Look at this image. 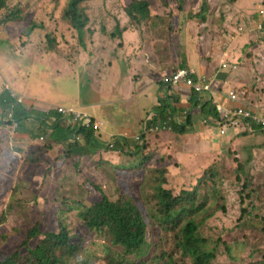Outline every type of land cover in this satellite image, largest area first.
Segmentation results:
<instances>
[{
    "label": "rangeland",
    "instance_id": "rangeland-1",
    "mask_svg": "<svg viewBox=\"0 0 264 264\" xmlns=\"http://www.w3.org/2000/svg\"><path fill=\"white\" fill-rule=\"evenodd\" d=\"M9 1L12 4L21 2L23 6L27 4V10L22 20L3 24H1V19L5 14L0 13V41H2L0 44V74L10 87L8 88L16 95H19L17 92L22 88L21 95L43 103L49 102L48 99H50L51 104L54 106H67L71 105L69 101L72 100L79 102V100L88 101L93 99V96H97V98L113 96L111 88L113 83H117V77H111L106 82L99 80L97 82L99 89L96 86L93 87L94 79H96H93V68H96L97 65V62H93V54L99 55L100 44L107 47L110 52L121 50V53L126 54L127 56L124 55L125 59L120 58L121 61L131 59V61L146 63V65L147 63H155V66L151 65L147 69L148 74L155 73L157 70L163 73L168 71L167 68H170L172 72L175 71L178 69V65L182 63L178 59L187 52H190L188 53L190 66H193L194 71L197 73L200 66L196 65L198 63L196 55L199 56V62L208 58L210 66L213 65L214 58H218L220 55L226 61L231 59V61L236 62L237 60L244 71L251 72L250 65H254L257 76L264 73V41L252 38L257 35L253 30L256 24H248L245 21L247 18L252 20L254 15L258 16L260 11L264 10V6L260 5V0H237L233 6L222 0H206L208 22L205 26L197 25L186 16L189 11L192 13L199 11L201 0H184L183 12H177L175 0H144L149 4L150 15L153 17L151 25L146 27H131L129 25L123 8L131 0H86L84 8L89 21L86 28L91 34H86L85 49H80L77 46L75 33L60 22L61 8L59 6L64 0ZM48 4L50 12L47 11L48 8L46 7ZM171 18L172 24L169 21ZM244 18L245 20L239 24L238 22ZM219 19H221V23ZM32 21L36 24L43 23L45 25V29L41 30L40 35H50L51 38L55 36L59 42L58 46H62L61 49L52 50L45 54L44 63L36 59V55H31L28 52L30 50V52L37 53L34 47L35 44L36 46H42L44 50L47 46L46 39L44 41L45 36L40 37L41 43L37 44L39 42L37 30L30 33L26 30ZM117 22L120 27V35L118 31L114 32ZM210 23L216 25H210ZM239 27H243L242 30H238ZM100 29H104L103 34ZM99 41L104 42L99 43ZM253 41L254 43L256 41V43H252ZM252 47L253 49L250 50ZM242 49L245 50L242 51ZM194 51L197 52L195 56ZM97 58L99 59V57ZM257 59L261 61L260 65H255ZM208 60H205V63ZM217 63L219 64V62ZM184 64L186 63L180 66H184ZM233 66L237 68L235 64H231L227 71L226 69H220L225 74L216 77V79L214 78L213 82L217 79L219 81L227 79L236 70ZM117 67L120 68L121 66ZM137 69L138 65H136L135 71ZM198 74V77L206 75L203 73ZM259 78L258 82L264 81V76ZM122 81L125 84V78ZM209 81L206 82L205 86L208 85ZM250 84L251 81L246 78V82L242 85L249 86ZM236 87L233 86L232 88L235 89ZM158 88L159 95L164 98L161 83ZM239 88H243V86ZM6 93H9V91L4 89L2 85L0 87V99H7ZM143 102L147 104V102ZM178 103L180 110L178 112H183L189 107L186 100L182 98H179ZM66 108L76 109L74 106ZM5 113H7L5 110L1 111L2 115ZM189 114L191 126L188 127L189 130L186 135L175 136L168 126L162 129L160 122L158 131L147 138L148 149L144 153L150 150L151 161L141 170L143 173L140 174L137 182L146 180L147 169L159 166L156 159L160 155L169 158L166 161L167 171L165 176L169 184H172L171 186L185 184L188 188H192L196 185L197 178L205 168L210 165L215 166L222 177L218 190L225 199V212L224 214L218 213L214 218H211L207 222L208 228L205 231L209 233L210 238L216 239L219 237L227 245L232 242L237 244L245 242L244 252L240 257H244L249 252L250 243L255 244L256 262L264 254V240L261 239L262 237L255 234L253 237L255 241L252 242L250 239L244 241L243 235L249 237L250 234L233 229L234 221L239 215L237 198L239 185L234 181L235 176L238 174L235 160L243 163L247 158H250L248 164L243 166L246 173L242 172L241 174L243 178L247 176L249 182L255 185L254 189L258 191L259 196L256 212L264 216V133H256L245 141L229 138V134L226 136V131L220 134L217 125L212 127H207V124L206 126L203 125L198 109H193L192 105H190ZM92 117L99 120L97 116L92 115ZM184 120L182 118L179 121L183 123ZM170 135H172V138L168 137ZM138 136L139 133L133 139ZM102 138L106 139V136L102 135ZM155 139L156 143L151 147L150 145L154 143ZM128 143L130 146L132 143L134 144L132 141ZM107 156L113 163L118 159L115 160L111 155ZM86 158L87 156L84 157V160ZM119 160L122 164L132 163L131 159L129 160L124 155ZM96 165L93 162L84 163L82 168L79 169L80 173L74 172L71 177L66 175V178L61 181L53 177L50 185L45 188L44 194L39 196L36 192L39 179H36L34 175H29L28 181L26 178L21 177L28 169L22 166L20 162L16 163L15 174L10 177L11 186L13 187V190H11L13 196L9 203L11 207L6 209L7 222L0 226V236L7 233L10 235L0 247V258L11 254L22 243L25 232L31 229L32 226L37 225L41 234L54 231L56 229L55 222L58 218L55 215H57V209L61 207L63 198L77 200L85 205L98 201V194L92 193L86 182L92 186L98 185L106 196L113 198L116 182H110L111 178H109L108 183L104 182L100 170L94 168ZM108 165L111 166V164ZM119 167L121 166L112 168ZM42 173L43 170L35 171L36 175ZM58 176H61V174ZM209 186L211 187V184L206 183L205 189ZM146 190L151 192L150 187H147ZM208 190L210 191V188ZM203 191L206 193L205 190ZM6 202H8V199ZM220 202L218 200L216 204L218 205ZM64 220L67 223L72 241L80 245V250L69 264H97L96 261L91 263L87 255L89 253L96 254L98 255L97 259H100L104 254L103 240L88 232L76 218L75 212L68 213ZM157 240L161 244L167 242L160 236ZM37 242L31 240L29 247H34ZM25 254V249H22L21 255ZM218 255L219 261L224 264L221 249H219Z\"/></svg>",
    "mask_w": 264,
    "mask_h": 264
},
{
    "label": "trees",
    "instance_id": "trees-1",
    "mask_svg": "<svg viewBox=\"0 0 264 264\" xmlns=\"http://www.w3.org/2000/svg\"><path fill=\"white\" fill-rule=\"evenodd\" d=\"M175 1L177 12H183L184 0ZM222 1L230 6L237 2V0ZM85 2L86 0H64L59 6L61 8L60 22L75 33L76 43L80 49H85L86 34H91L86 28L89 21L84 8ZM260 2V5L264 6V0H260ZM46 7L48 8L46 10L49 11V4ZM26 10L27 4L23 6L21 2L12 4L9 0H0V13L5 14L1 19V24L22 20ZM123 12L131 27H146L152 23L153 17L150 15L149 4L144 0H131L123 8ZM186 14L189 20H193L199 26H205L208 22L206 0H201L198 12L192 13L189 11ZM243 20L245 18L238 23L240 24ZM169 21L172 24V18ZM245 21L248 24L255 23L257 25V23H260L263 26L262 34H264V10L260 11V15H254L252 20L247 18ZM219 22L221 23V19H219ZM210 25L216 24L210 23ZM119 28L117 22L114 32L118 31L120 35ZM43 29H45L43 23L36 24L33 21L26 28L29 33L37 30L39 39L37 44L41 42L40 37L45 36L44 41L46 39L47 42L45 51L50 52L56 47L57 40L54 35L53 38L50 35H40ZM172 29L174 30L173 27ZM253 30L255 31V27ZM100 32L103 34L104 29H100ZM252 38L255 40L256 37ZM256 39L264 41V35ZM244 50L242 49V51ZM252 88H254V85L251 83L249 86L245 85L243 88L238 89L242 100L249 101V92ZM4 89L6 88L4 87ZM6 94L7 99H0V226L7 222L6 209L11 207L9 203L13 196L11 194L13 187L11 186L10 177L15 174L16 163H18L14 155L18 148L14 144L16 141L11 140V131L16 129L18 125L22 128L24 126L23 122L31 119L30 108L27 109L24 105L17 103L12 95L10 96V93ZM172 101L174 108L170 103L161 100L158 106L153 109L155 117L147 118L145 124L144 121H141L140 124L147 134L145 138L142 136L145 143L144 141L141 142V145L139 142L136 143L135 149L130 151L124 140L114 139L110 151L113 155L122 154L129 160L131 159L132 163H128V165L127 163H111L101 157L99 152L103 149L98 148L95 143V130L85 128L77 130L75 126L68 127L65 120H62L61 115L55 111H50L49 113L55 114L54 122L49 126L50 147L61 145L63 149L52 165L42 162L40 149L38 152L30 153L24 159L25 165L22 164L28 170L21 177L28 179L29 175H34L36 179H39L36 192L40 196L44 194L45 188L50 185L53 177L61 181L66 178V175L72 173L66 172L65 167L60 165L61 163L68 167L71 164L74 167H71V171L74 170V172L80 173L78 169L80 161L86 156L93 155V161L97 164V167L94 168L100 170L104 182L108 183L109 178H111L110 182H116L115 196L113 198L106 196L98 185L92 186L86 182L92 193L98 194V201L85 205L77 200L63 198L61 207L57 209V215H55L58 217L55 222L56 229L41 234L37 225L32 226L31 229L25 232L22 243L11 254L0 258V264H69L72 262V259L80 250V245L72 241L67 223L64 220L65 216L72 211L75 212L76 218L88 232L103 240V256L97 259L98 255L89 253L87 257L91 263L96 261L97 264H222L218 255L219 249H221L224 264H264V254L260 260L255 262V244L250 243L249 252L244 257H240L244 252L245 242L241 244L232 242L227 245L219 237L212 239L209 237V233H206L207 222L214 218L216 214H224L225 212V199L218 190L222 177L215 166L210 165L205 168L197 178L196 185L192 188H188L185 184L171 186L172 184H169L165 176L167 171L166 161L169 158L160 155L156 159L159 166L147 169L146 180L137 182L140 174L143 173L141 170L151 161L150 150L147 153H144V151L148 149L147 138L153 136L158 130L155 132L150 130L155 127L157 119L167 122L168 117L180 111L178 101L175 99ZM197 104L200 105L197 108L200 118L207 124V127L215 126L223 120L222 114L216 112L215 103L212 101L197 102ZM2 110L11 113L12 119L17 124L16 128H13V122L11 121H1ZM169 113H172V115ZM172 118L168 125L170 131L179 136L186 134L189 130L188 127L191 126V117L186 115L181 124L175 123ZM37 119L39 120V118ZM236 127L227 128L226 132L224 131L226 136L229 134V138L245 141L255 133L261 131L264 133V130L255 125V122L250 119L246 122H239ZM72 135L76 137L74 141L71 140ZM48 145H46V148H48ZM104 148L102 153L109 150L108 145ZM97 152V158L94 160V155ZM249 160L250 158H247L243 163L235 160L238 174L235 176L234 181L239 185L237 192L239 215L234 221L233 229L250 234L249 237L252 238L243 235V240L250 239L253 242L255 234H258L264 240V216L256 212L259 196L258 191L254 189L255 185L249 182L247 176L243 178L241 174L245 172L243 166L248 164ZM108 164H111V166ZM114 166L121 167L113 169ZM63 169L64 171L61 172ZM36 170H43V173L36 175ZM59 174L61 176H58ZM206 183L211 184L212 189L210 186L205 189ZM147 187H150L151 192L146 190ZM7 199L8 202H6ZM218 200L221 202L217 205ZM9 235L7 233L0 236V247ZM159 236L167 242L161 244L157 240ZM31 240L38 241L32 248L29 247ZM22 249H25V255H21Z\"/></svg>",
    "mask_w": 264,
    "mask_h": 264
},
{
    "label": "crops",
    "instance_id": "crops-1",
    "mask_svg": "<svg viewBox=\"0 0 264 264\" xmlns=\"http://www.w3.org/2000/svg\"><path fill=\"white\" fill-rule=\"evenodd\" d=\"M14 22H17V20ZM95 39L98 40V38L96 37ZM101 42L104 41H99V43ZM1 43L2 41H0V44ZM56 44L57 45L54 48V50L61 49L62 46H58L59 45L58 41L56 42ZM34 47L37 50V53H33L32 51L30 52V50H28V52L31 53V55H36V59H39L41 63H44V60L46 59L45 54H47L48 52H46L42 46H36L35 44ZM99 50H100L99 55L93 54V62H97L96 68L95 67L93 68V79L96 78L94 79V82L96 83L93 82V87L96 86L99 89V87L97 86V82L99 80L102 82L103 81L106 82L111 77L114 78L117 77L118 79L117 83H113L111 88L113 96L108 98H97V96H93V99H89L88 101L79 100V102H75L72 100L69 101L71 105L54 106L51 104L50 99H48L49 102L43 103L38 100L31 99L28 98L27 96L21 95L22 88L17 92L19 95H16L15 92L9 89L10 87L8 86L7 82L2 78L0 74V87L3 85L9 91L10 96L12 94L16 95L14 97L15 100L17 98H22L23 103H21L20 105H24L25 108L27 107V109L30 108L29 114L31 119H27L26 121H24L23 122L24 126L22 128L20 127V125H18L16 129H13V131H11L12 132L11 140L16 141L14 144H16V147L18 148V150L14 153L18 163L20 162L21 164L25 165L24 159L26 158V156L32 152H38L39 149L41 156L40 159L44 164L52 165L55 159L58 158V155L63 149V147L61 145H55L53 147H50V141H49V136H50L49 126L54 122V115H55L54 113H49V112L50 111L54 112L55 107L74 106L84 113H87L91 116L92 115L97 116L98 119L103 124V127H101L96 132H94V139L98 148H102L104 150L105 149L104 147L108 145L110 142L114 141L115 138L118 139L120 138L127 143L130 151L135 149L136 145L132 143L130 146L128 142L129 141L133 142V137L137 135L140 122L144 119H147L148 117L153 116V109L157 107L158 104L161 102V95H159L158 93L159 90L158 86L160 82L164 78L168 77L172 71H170V68H167L168 71L163 73L160 72V70H157V72L155 71V73L148 74L147 69L151 65L155 66V63H147L146 65V63L143 64V63H138L136 61H131V59L121 61L120 58L122 57L125 59L124 55L126 54L121 53V50L118 52H114V51L110 52L107 49V47L103 46L102 44H100ZM188 53L190 52H187V54L183 55L181 58L178 59L179 62H182L178 66L190 67V68L192 67L193 69V66H190L191 64ZM193 54L195 56L197 52L194 51ZM97 57H99V59ZM196 57L198 61L196 65L198 64L200 66V69L198 70L199 74L197 72L196 74L198 75H201V73L206 74L202 76L207 77V82L210 80L209 84H210L211 97H213V100L216 103L226 108H232L233 106L228 105V102L223 95H225L228 91L231 90H234L239 95L240 94L238 90L239 87L244 86L242 84L245 83L246 78H248L251 81L252 85H254V88H252V90H250L249 92V101L247 102L242 100L240 95L239 98L245 105L249 106L253 111H255L256 109V111L258 112H264V81L258 82V79H260L259 77L263 78L264 73L257 76L254 65H250V68L252 69L251 72L244 71L241 69V66H239L237 60L236 62L233 60L231 61V59L226 61L223 60L222 56L220 55L218 58H214L215 61L211 66L208 58L205 59L208 60L207 63H205L206 62L205 60L199 62L198 55H196ZM217 62H219V64ZM183 63L186 64H184V66H180ZM222 63H230L228 64V66H230L231 64H235L237 68L235 67L236 70L232 72V74H230L227 79L221 78L222 79V80L220 79L221 81L217 79L216 81L213 82L214 78L216 79V77L218 78L222 74H225V72L220 71V65ZM260 64L261 61L257 59V64L255 62V65H260ZM136 65H138L137 71H135ZM117 66H121V67L118 68ZM123 78H125V84L122 81ZM233 86H237V87L234 89L232 88ZM173 91L174 92L172 95V99H175L178 102H179V98L184 99L188 95L194 96L192 92L188 91L187 89H183L182 87L173 89ZM96 92L99 93L98 91ZM134 92H136L137 94L135 95ZM155 96L157 97V99ZM143 101L147 102V104H145ZM204 101H208V100L204 98H201L199 100V102H204ZM199 107L200 105H198V108ZM37 118H39V120ZM201 123L206 126V124L203 121ZM258 133L263 134V131ZM172 134L175 136H179L174 133ZM102 135H105L106 139H103ZM168 137L172 138V135ZM155 143H156V139L154 143L151 144L150 146L153 147ZM46 145H48V148H46ZM103 150H101L99 153L101 157L104 158V160L113 163L110 160V158H108L107 156V155H111L115 160L116 158H118L115 161L116 164L121 163L119 158L122 156V154L113 155L111 151H105L106 153H102ZM97 155L98 152L96 155H94V160H96ZM91 162L95 163V161H93V155H90V157L87 156L85 160L83 158L82 161H80V163L78 164V169L82 168L84 163H91ZM60 165L65 167L64 169H66V172L69 173L72 172L70 174V177L74 175L73 173L74 170L71 171L72 169L71 167H73L71 164L69 167L65 166L64 163H61ZM75 180H77L76 177Z\"/></svg>",
    "mask_w": 264,
    "mask_h": 264
},
{
    "label": "built area",
    "instance_id": "built-area-1",
    "mask_svg": "<svg viewBox=\"0 0 264 264\" xmlns=\"http://www.w3.org/2000/svg\"><path fill=\"white\" fill-rule=\"evenodd\" d=\"M238 30H242L241 27L238 28ZM255 32H256V38L259 36H262L263 33V26L260 23H257L255 25ZM221 69H226L230 66L226 63H222L220 65ZM234 68V66H233ZM163 85V91L165 97H168V95L171 92V89H176L178 87H182L183 89H187L188 91L195 94V98L193 99L194 102H198L201 98L207 99L208 101H212L215 103V110L217 113H221L223 116V120L219 123H217V127L219 128L220 134H223L224 131L227 128H237L239 122H246L249 119L253 122H255V125L259 126L264 130V112H258L253 111L249 106L245 105L239 98V95L234 91H228L224 96V98L227 100L228 105H232V108H226L221 106L220 104L216 103L211 97V91H210V84L205 86L207 82V78L198 77L193 69L190 68H179L175 70L170 76L164 78L162 81ZM208 88V89H207ZM15 97V95H13ZM186 102H192L190 99V95L185 97ZM17 103H23L22 98H17ZM238 103V104H237ZM170 104H172L170 102ZM172 106V105H171ZM56 112L61 115L62 119L65 120L68 127L75 126L76 129H92L97 130L101 127V122L98 120L93 119L89 114L84 113L80 111L79 109L74 108H66V107H57L55 108ZM184 115L187 113V111L183 112ZM172 121H174L177 124H181L179 118L177 115L171 116ZM171 117H168L167 122H161L162 129H165L166 126H168V123L171 122ZM184 118V117H183ZM2 122H13V128L17 127L16 122L12 119L11 113H5L2 115ZM160 123V122H159ZM158 125H156L154 128H152L150 131H157ZM170 129V127L168 126ZM76 139L75 135H72L71 140L74 141ZM112 145L110 144L109 148H111Z\"/></svg>",
    "mask_w": 264,
    "mask_h": 264
},
{
    "label": "clouds",
    "instance_id": "clouds-1",
    "mask_svg": "<svg viewBox=\"0 0 264 264\" xmlns=\"http://www.w3.org/2000/svg\"><path fill=\"white\" fill-rule=\"evenodd\" d=\"M227 64V63H226ZM186 68H190V67H186ZM179 69V68H178ZM190 69H192V68H190ZM220 69H221V67H220ZM177 70V69H176ZM194 70V69H193ZM173 72H175V71H173ZM173 72H171L170 73V75L173 73ZM196 73V72H195ZM169 75V76H170ZM197 75V74H196ZM161 83V85H162V82H160ZM162 87H163V85H162ZM173 90L171 89V92H170V94L168 95V97H164V98H161V100H163V101H166V102H168V103H172V104H170V105H172V108H174V106H173V99H172V95H173ZM163 93H164V91H163ZM194 94V93H193ZM13 95L14 94H12V97H13ZM16 96V95H15ZM14 98V97H13ZM195 98V94H194V96L193 95H190V99L192 100V102H188V104H189V107L185 110V111H187V113L184 115V111L183 112H177L175 115H177L179 118H185L186 117V115H189L190 116V114H189V109H190V105H192L193 106V109H197L198 108V104H197V102L195 103L194 102V99ZM17 100V99H16ZM184 100H185V98H184ZM194 102V103H193ZM199 102V101H198ZM21 104V103H20ZM55 108H57V107H55ZM54 111L56 112V110L54 109ZM57 113V112H56ZM167 113H168V111H167ZM58 114V113H57ZM169 114H171L172 115V113H169ZM174 115V114H173ZM91 116V115H90ZM92 117V116H91ZM152 117H155V115H154V113H153V116ZM62 118V117H61ZM93 118V117H92ZM149 118V117H148ZM181 118V119H182ZM1 119H2V114H1ZM94 119V118H93ZM63 120V119H62ZM145 120L146 119H144V120H142V121H144V124H145ZM98 121H100V120H98ZM101 122V121H100ZM159 122H162V121H160L159 119H157V124L155 123V126L156 125H158L159 124ZM164 122V121H163ZM141 123V122H140ZM67 124V123H66ZM101 124H102V122H101ZM168 125H169V123H168ZM103 126V124L101 125V127ZM100 127V128H101ZM99 128V129H100ZM98 130V129H97ZM97 130H95V132L97 131ZM139 133V136L138 137H136L135 139H133V142H134V144H136V143H138L139 142V144L141 145V142H143L144 141V138H145V136L147 135L146 134V130L145 129H143V127L141 126V124H140V126H139V128H138V131H137V134ZM137 136V135H136ZM142 136H144V138L142 137ZM116 139V138H115ZM112 143H113V141L112 142H110L109 144H108V151H110L111 150V148H109V146H110V144L112 145Z\"/></svg>",
    "mask_w": 264,
    "mask_h": 264
}]
</instances>
